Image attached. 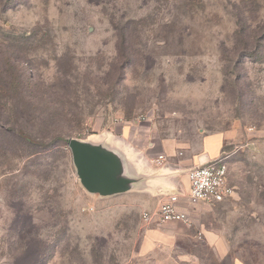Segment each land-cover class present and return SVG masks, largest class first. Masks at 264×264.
Segmentation results:
<instances>
[{"label": "rangeland", "instance_id": "obj_1", "mask_svg": "<svg viewBox=\"0 0 264 264\" xmlns=\"http://www.w3.org/2000/svg\"><path fill=\"white\" fill-rule=\"evenodd\" d=\"M5 1L0 264H264V0ZM70 139L150 164L147 179L174 164L162 143L222 159L234 197L190 207V226L147 224L172 193L88 194Z\"/></svg>", "mask_w": 264, "mask_h": 264}, {"label": "built area", "instance_id": "obj_2", "mask_svg": "<svg viewBox=\"0 0 264 264\" xmlns=\"http://www.w3.org/2000/svg\"><path fill=\"white\" fill-rule=\"evenodd\" d=\"M163 157L160 156L159 160ZM189 190L186 196L170 195L153 212H144L142 221L158 225L178 222L190 226L188 207L217 204L234 197V188L228 183V167L221 159L191 167L188 172Z\"/></svg>", "mask_w": 264, "mask_h": 264}, {"label": "water", "instance_id": "obj_3", "mask_svg": "<svg viewBox=\"0 0 264 264\" xmlns=\"http://www.w3.org/2000/svg\"><path fill=\"white\" fill-rule=\"evenodd\" d=\"M68 147L79 183L88 194L121 195L138 182L127 176L123 158L108 147L78 139H70Z\"/></svg>", "mask_w": 264, "mask_h": 264}, {"label": "crops", "instance_id": "obj_4", "mask_svg": "<svg viewBox=\"0 0 264 264\" xmlns=\"http://www.w3.org/2000/svg\"><path fill=\"white\" fill-rule=\"evenodd\" d=\"M111 150V149H110ZM119 150L126 155V157H128V153L126 151L125 147H120ZM161 153L165 154L166 156H168L169 158H173L172 160L174 161L173 165H169L167 168L163 169V172L168 173L169 175L166 177H163L162 175H158L153 179H147L152 177V174L156 173V171L150 167V164L143 162H139L138 158H134L135 163L133 164V166H129V163L127 164V158H123L124 161V166H125V170H126V174L129 177H132L136 180H138V182L136 183V185H133V188L121 195H126L129 194L131 192H136L139 191L141 189L140 186H142L144 183L148 184L149 181L154 183L152 184V186L147 190L150 196H155L157 193H161V192H166L169 191V193H172L171 195H180V196H186L188 192V188H189V182H188V176H187V172L188 170L193 167L194 165H200V164H204L206 163L205 159L200 160V158L198 160H180L179 158L175 159L174 157V146H172L169 143H162L158 149ZM136 157V156H135ZM145 178V179H144ZM144 180V181H143ZM186 184L187 182V186L184 185V183ZM205 205H210V204H202L200 206H205ZM193 208V207H191ZM190 207L187 206V212H189L190 216H191V209ZM156 210V209H154ZM152 211H148V212H153ZM176 224H180L183 226H187L184 225L182 223H176ZM192 224V223H191ZM150 225H158L157 223L153 222L150 223ZM215 234L212 232H205L204 235V239L207 243V245L212 246V247H216L215 246Z\"/></svg>", "mask_w": 264, "mask_h": 264}, {"label": "trees", "instance_id": "obj_5", "mask_svg": "<svg viewBox=\"0 0 264 264\" xmlns=\"http://www.w3.org/2000/svg\"><path fill=\"white\" fill-rule=\"evenodd\" d=\"M5 3H6V4H9V3H11V0H6ZM9 59H10V57L7 56V54H6L5 57H3V59H1V60H3V61L5 62L4 64H8ZM15 81H16V77H14V78L12 79V82H15ZM38 264H39V263H38Z\"/></svg>", "mask_w": 264, "mask_h": 264}]
</instances>
